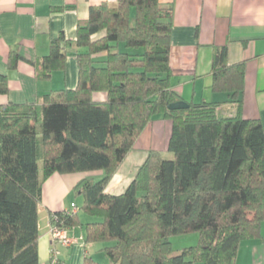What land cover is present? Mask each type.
Here are the masks:
<instances>
[{
	"label": "trees",
	"instance_id": "trees-1",
	"mask_svg": "<svg viewBox=\"0 0 264 264\" xmlns=\"http://www.w3.org/2000/svg\"><path fill=\"white\" fill-rule=\"evenodd\" d=\"M172 28L173 8L161 0L92 7L75 40L61 36L32 62L50 80L74 55L76 89L0 103V264H39L42 184L54 174L102 173L74 189L84 226L78 210L53 214L68 232L83 226L110 264H235L242 243L261 238L264 126L243 116L246 62L231 65L227 47L216 48L211 89L225 99L172 111L183 100L172 86ZM20 59L12 52L10 68ZM9 93L0 73V97ZM157 117L172 122L173 158L151 151L123 194L107 193ZM195 233L197 246L173 251V237Z\"/></svg>",
	"mask_w": 264,
	"mask_h": 264
},
{
	"label": "crops",
	"instance_id": "crops-1",
	"mask_svg": "<svg viewBox=\"0 0 264 264\" xmlns=\"http://www.w3.org/2000/svg\"><path fill=\"white\" fill-rule=\"evenodd\" d=\"M104 2L117 6L119 0H0V73L7 75L10 87L9 95L1 96L0 103H36L62 89H76L79 66L74 55L67 57L65 71L55 72L50 80L39 79L40 67L32 62L39 63L47 56L53 42L61 36L75 40L78 24L88 21L91 8ZM161 3L173 8L170 54L173 90L187 103L224 100V95L212 91L210 73L215 49L227 47L229 64L246 62L243 116L259 120L264 126V0H161ZM12 52L21 56L14 69L9 66ZM95 99L106 98L104 94H96ZM171 135L172 122L155 118L119 167L107 193L123 194L151 151L168 154ZM101 176V172L54 174L43 181L39 264H84L87 256L110 264L99 245L85 242L86 216L80 211L83 200L74 192L82 180ZM72 204H76L83 226L69 229L74 243L64 247L53 243L51 215L71 211ZM235 264H264V223L261 238L242 243Z\"/></svg>",
	"mask_w": 264,
	"mask_h": 264
},
{
	"label": "built area",
	"instance_id": "built-area-1",
	"mask_svg": "<svg viewBox=\"0 0 264 264\" xmlns=\"http://www.w3.org/2000/svg\"><path fill=\"white\" fill-rule=\"evenodd\" d=\"M71 208H72L71 209L72 213H76L78 210L75 204H72ZM71 212L68 210H65L64 214H68ZM51 220L52 222H51L50 229H51V235L53 238V243H59L64 247H70L74 243V239L69 236L68 230L66 228L57 226V224L59 223V220H58V216H56L55 214L51 215ZM51 253L54 256L56 253L55 249H53ZM55 263H57V261H55Z\"/></svg>",
	"mask_w": 264,
	"mask_h": 264
},
{
	"label": "rangeland",
	"instance_id": "rangeland-1",
	"mask_svg": "<svg viewBox=\"0 0 264 264\" xmlns=\"http://www.w3.org/2000/svg\"><path fill=\"white\" fill-rule=\"evenodd\" d=\"M168 159H172L173 155L168 153L165 155ZM97 173V172H96ZM79 198V197H77ZM83 213V212H82ZM83 215H85L83 213ZM199 235L198 234H189L186 236H181V237H173L171 239L173 251L175 253L182 251L185 248H190V247H195L199 243Z\"/></svg>",
	"mask_w": 264,
	"mask_h": 264
},
{
	"label": "water",
	"instance_id": "water-1",
	"mask_svg": "<svg viewBox=\"0 0 264 264\" xmlns=\"http://www.w3.org/2000/svg\"><path fill=\"white\" fill-rule=\"evenodd\" d=\"M190 107L189 103H187L186 101L182 100V101H179V102H176L174 104H171L169 106V109L170 110H186Z\"/></svg>",
	"mask_w": 264,
	"mask_h": 264
}]
</instances>
